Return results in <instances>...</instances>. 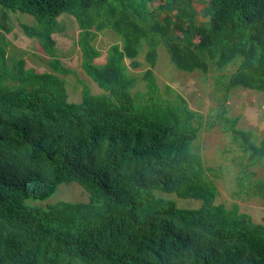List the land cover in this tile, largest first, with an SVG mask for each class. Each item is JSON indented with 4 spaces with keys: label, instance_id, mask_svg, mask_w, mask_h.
<instances>
[{
    "label": "trees",
    "instance_id": "obj_1",
    "mask_svg": "<svg viewBox=\"0 0 264 264\" xmlns=\"http://www.w3.org/2000/svg\"><path fill=\"white\" fill-rule=\"evenodd\" d=\"M148 1L0 0L2 9L33 19L34 26H20L22 33L58 75L70 71L55 59L51 35L56 18L71 16L80 70L101 91L91 95L81 84L80 101L70 103L55 76L25 68L22 59L7 67L10 29L5 13L0 16V264H264V226L234 203L213 204L215 189L191 150L201 117L180 96L163 103L150 70L142 73L145 93L132 98L135 79L121 63L137 68L143 41L152 67L159 40L182 72L239 61L223 84L225 94L242 88L264 95V0H157L161 22L148 16ZM104 29L122 43L95 64L99 52L91 43ZM224 115L219 107L215 125L255 162L264 139L255 149ZM70 182L86 203L28 204ZM154 191L200 205L178 209Z\"/></svg>",
    "mask_w": 264,
    "mask_h": 264
},
{
    "label": "rangeland",
    "instance_id": "obj_2",
    "mask_svg": "<svg viewBox=\"0 0 264 264\" xmlns=\"http://www.w3.org/2000/svg\"><path fill=\"white\" fill-rule=\"evenodd\" d=\"M157 0H149L148 16L161 22L163 13L156 8ZM196 11L202 7L195 6ZM5 13L4 25L9 27V33L4 34L7 42L5 59L6 66L10 61L22 59L25 68L37 73H47L59 79L65 88L67 101H80L81 84L85 85L91 95H98L101 91L80 70V53L76 45L78 27L71 16L66 14L56 18V26L51 37L54 41L55 59L60 65L70 71L67 75L53 73L47 67L49 57L42 52L34 39L25 37L21 25L34 26L33 19L18 12H8L0 7V16ZM1 20V19H0ZM196 20L203 21L201 16ZM170 40L175 37L168 35ZM196 42L197 39L194 38ZM121 39L112 30L104 29L96 33L92 46L99 52L95 64H102L106 51L111 45L121 46ZM146 46L143 41L137 49L135 61L137 68L132 69L127 59H122L124 72L135 79L128 89L132 98H139L145 93V83L142 73L150 70L157 88L159 99L163 103L173 104L180 96L189 111L199 115V129L195 140L191 144L192 152L198 154L206 177L215 189L213 204H222L228 208L230 204L237 205L238 213L245 214L251 223L264 226V153L255 162L249 159L250 151H242L238 140L231 135L221 132L215 125L216 114L222 107L226 118L235 119L234 129L249 135V144L255 149L262 148L264 139V95L261 92L235 88L224 92L223 84L226 78L238 67L239 61L228 63L223 69L216 70L207 63V70L201 72L193 70L182 72L170 62L164 43L158 40L155 48V61L152 67L144 61ZM213 124V126H211ZM157 198L174 202L178 209H195L200 203L191 199L176 198L172 194L153 192ZM86 203L87 195L75 183H58L46 200L42 202H28L30 206L44 207L55 202Z\"/></svg>",
    "mask_w": 264,
    "mask_h": 264
}]
</instances>
